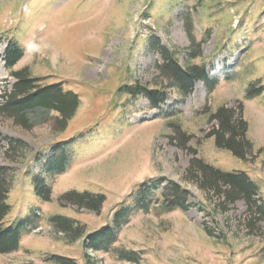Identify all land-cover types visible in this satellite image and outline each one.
Returning <instances> with one entry per match:
<instances>
[{"label": "rangeland", "instance_id": "obj_1", "mask_svg": "<svg viewBox=\"0 0 264 264\" xmlns=\"http://www.w3.org/2000/svg\"><path fill=\"white\" fill-rule=\"evenodd\" d=\"M0 39V107L16 84L4 62L12 39L24 50L13 72L27 71L41 86L61 83L81 101L64 131L53 111H29L25 124L0 113V169L10 186L6 222L31 212L40 218L0 264H50L51 255L84 264V240L69 244L49 219L77 220L87 233L112 226L147 182H162L151 206L132 210L117 227L112 252L87 250L92 261L132 264L118 259L125 250L140 254V264H264V220L250 228L243 202L222 207L216 194L186 179L196 156L224 172L248 173L264 203V0H0ZM153 39L182 67L205 66L217 82L213 90L203 82L187 96L170 88ZM135 83L160 85L166 103L152 109L142 96L117 95ZM222 106L248 124L253 151L246 162L207 138L217 127L210 116ZM59 143L69 159L57 176L46 164ZM168 180L189 191L188 212L158 215L155 203ZM36 184L50 188L47 199L37 196ZM71 192L102 194L106 202L95 214L63 200Z\"/></svg>", "mask_w": 264, "mask_h": 264}, {"label": "trees", "instance_id": "obj_2", "mask_svg": "<svg viewBox=\"0 0 264 264\" xmlns=\"http://www.w3.org/2000/svg\"><path fill=\"white\" fill-rule=\"evenodd\" d=\"M151 43L163 61L158 69L170 88L174 87L182 95L187 96L193 91L196 83L203 82L210 92L213 90L217 82L210 80L205 66L190 65L184 68L179 64L174 53L162 46L159 40L153 39ZM23 55L24 50L13 39L9 40L4 62L6 69L16 79V84L14 91L4 97L6 102L0 107V113H7L25 124L24 118L29 111L36 109L53 111L59 114L58 126L61 131H64L80 107V97L71 91H64L61 83L41 86V80L31 78L27 71L13 72ZM190 57L196 58L192 55ZM117 95L131 98L142 96L148 100L152 109H160L167 100V94L160 85L153 89L138 83L130 86L122 85L118 88ZM251 95L252 93L249 92L247 97ZM210 120L217 122V127L207 135V138L214 139L217 148L231 153L239 161L246 162L253 151V144L248 138V124L242 115H237L234 110L222 106L211 114ZM180 138L182 144L188 142L185 135H180ZM61 146L65 147L64 143L54 147L52 160L46 164L47 171L51 175L59 176L66 171L69 153ZM6 179L5 170L0 169V255L18 251L24 234L39 225L40 220L37 214L31 212L26 218L16 223L6 222L11 212V206L8 204L10 186L6 183ZM186 179L196 183L202 191L216 194L222 201V207L243 202L247 213L251 216L248 222L250 228L256 226V222L264 220V203H259L256 199L260 196L259 185L248 173L224 172L195 156L186 171ZM161 186L162 182L142 183L132 205H124L114 215L112 226H104L92 233H87L86 226L79 221L64 216H52L48 222L58 233L63 234L69 244L84 240V264H97L92 261L86 251L112 252L111 248L117 241V227L127 220L132 210H147L153 203L150 201L153 194H156ZM35 192L40 199H47L46 194L49 195L50 188L39 187L36 184ZM189 198V191L181 184L168 180L155 203L158 205L156 211L158 215L169 214L176 210L186 213L193 207L188 203ZM63 200L99 214L106 202V197L102 194L71 192L66 194ZM118 259L132 264L141 263L140 254L133 251H119ZM45 261L50 264H78L74 259L57 255H51Z\"/></svg>", "mask_w": 264, "mask_h": 264}, {"label": "bare ground", "instance_id": "obj_3", "mask_svg": "<svg viewBox=\"0 0 264 264\" xmlns=\"http://www.w3.org/2000/svg\"><path fill=\"white\" fill-rule=\"evenodd\" d=\"M34 49V47H32ZM3 54V53H2Z\"/></svg>", "mask_w": 264, "mask_h": 264}]
</instances>
